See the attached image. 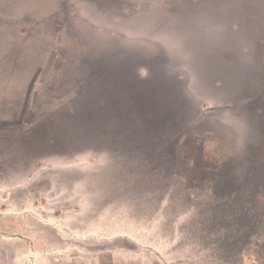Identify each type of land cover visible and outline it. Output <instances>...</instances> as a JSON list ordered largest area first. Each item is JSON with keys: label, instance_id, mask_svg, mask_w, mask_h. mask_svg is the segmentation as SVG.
<instances>
[{"label": "rangeland", "instance_id": "obj_1", "mask_svg": "<svg viewBox=\"0 0 264 264\" xmlns=\"http://www.w3.org/2000/svg\"><path fill=\"white\" fill-rule=\"evenodd\" d=\"M20 1L0 0V264H264L259 100L195 67L250 21L240 55L264 64V0H58L43 21L52 0ZM250 73L230 81L264 109Z\"/></svg>", "mask_w": 264, "mask_h": 264}, {"label": "trees", "instance_id": "obj_2", "mask_svg": "<svg viewBox=\"0 0 264 264\" xmlns=\"http://www.w3.org/2000/svg\"><path fill=\"white\" fill-rule=\"evenodd\" d=\"M232 0H230L231 2ZM237 6V7H236ZM234 8L238 10H240L239 7V3H237ZM252 13V12H250ZM251 15V14H249ZM235 25H237L236 29H234L235 31H233V28L231 27V35L230 33H227V36H223L221 37L222 40H213V43H215L214 46H207L206 41L205 44H203L202 46H200L199 51H197V56L195 58V60L197 59V63L195 64L196 69H200L199 70V75L201 77L199 78H203L204 81L209 80L210 84L213 86H217L219 85H228L230 86V88L232 89L233 86L235 87V89H237L240 93H242V97L237 98V102L240 103L239 105H242V103H249V101L253 100L254 98H258L257 100H259L256 103H249L251 106V108L249 107V111H253L252 113L254 114L255 117H260L262 118L261 120L263 122L258 121V124H262L260 127L264 128V109L261 106V97H257V95H255L254 92L251 91V88L249 85L246 84L245 88H241V83L239 81H237L236 77H235V81L231 82L230 81V74H236L240 71V69H245L247 70V72L250 70H253V68L257 65V66H263V62L261 59L257 58L255 59L254 57L251 58V60L249 58H241L243 55H240V53H244L246 50H241L240 46L241 44V32H243V36H245V34L247 35H251L252 31L255 30V24L254 23H245L244 26L241 25V23L236 22ZM232 32H235L234 35H232ZM263 39V38H260ZM262 41V40H260ZM213 45V44H212ZM230 46H234L235 47V51L237 54L234 53V55H232V53H229L226 51V48H229ZM210 49H209V48ZM225 48V49H224ZM231 54V55H230ZM194 60V61H195ZM237 62V63H236ZM240 64L243 67H238L237 65H233V64ZM236 69V71L234 70ZM230 73V74H229ZM253 74V73H252ZM212 75H216L214 78H211ZM211 81H215V82H211ZM256 96V97H255ZM254 101V100H253ZM255 111V112H254ZM177 112H167V117L170 119L166 122V124H176V121L179 119V117L176 114ZM162 122V121H161ZM160 122L158 124V126H160ZM165 125V122H164ZM152 136V133L150 134ZM162 136H155V138H157L158 140L161 138ZM180 140V139H179ZM178 140V141H179Z\"/></svg>", "mask_w": 264, "mask_h": 264}, {"label": "crops", "instance_id": "obj_3", "mask_svg": "<svg viewBox=\"0 0 264 264\" xmlns=\"http://www.w3.org/2000/svg\"><path fill=\"white\" fill-rule=\"evenodd\" d=\"M26 1L27 0H21L20 1V5L21 4H23V5H25L26 6ZM53 1V8H52V15L51 14H49V16H45V17H38V15L39 14H37L36 15V17L34 18V19H36L37 21H43V20H45V19H49V18H51V17H53V15H54V9H58V7H59V2H58V0H52ZM150 5H152V4H150ZM165 8H163V9H165V10H172V8L171 7H173V5H169V4H166L165 6H164ZM22 7H20L19 8V11H18V14H19V16L22 14V9H21ZM13 14V13H12ZM170 15L171 14H163L161 17H158V19H156V20H158V21H160V20H163V22H165L166 20H168L169 18H170ZM21 18V20L24 18V20L25 21H27V19H28V16H26V14H24L23 16H21L20 17ZM230 20H232V19H228V21H230ZM36 21V22H37ZM9 27H16L15 25H9ZM19 27H21V25L19 26ZM230 27V24L228 25V28ZM232 28H233V26H232ZM13 29V28H12Z\"/></svg>", "mask_w": 264, "mask_h": 264}]
</instances>
